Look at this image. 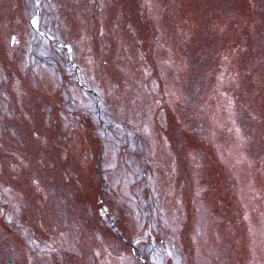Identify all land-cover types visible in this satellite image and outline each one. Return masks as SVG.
<instances>
[{"label": "rangeland", "instance_id": "rangeland-1", "mask_svg": "<svg viewBox=\"0 0 264 264\" xmlns=\"http://www.w3.org/2000/svg\"><path fill=\"white\" fill-rule=\"evenodd\" d=\"M0 264H264V0H0Z\"/></svg>", "mask_w": 264, "mask_h": 264}, {"label": "water", "instance_id": "water-1", "mask_svg": "<svg viewBox=\"0 0 264 264\" xmlns=\"http://www.w3.org/2000/svg\"><path fill=\"white\" fill-rule=\"evenodd\" d=\"M39 12H40V9H38L37 16L39 15ZM34 27H35L36 30L40 31V30H39V27H38V23H36V24L34 25Z\"/></svg>", "mask_w": 264, "mask_h": 264}]
</instances>
